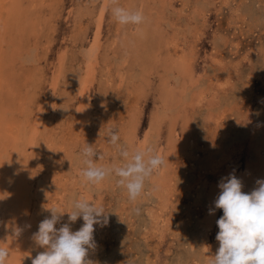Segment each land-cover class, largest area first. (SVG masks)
<instances>
[{"label": "bare ground", "instance_id": "bare-ground-1", "mask_svg": "<svg viewBox=\"0 0 264 264\" xmlns=\"http://www.w3.org/2000/svg\"><path fill=\"white\" fill-rule=\"evenodd\" d=\"M146 4L147 0H0V246L9 252L5 264H30L29 257H35L37 250L33 249L37 245L33 234L42 219L37 209L31 214L32 205L47 210L48 218L51 208L66 212L65 203L59 199H64L67 191L80 185L81 171L86 167L81 153L70 149L71 140L89 134L90 121L98 108L95 104L102 103L105 122L115 126V121L108 119L110 107L105 97L99 100L94 94L97 84L103 94L118 87L132 99L125 107L127 121L121 125L125 128L124 139L131 147L138 138L136 131L143 117L148 114V134L152 136L146 134L147 145L153 146L163 160L164 152L170 154V151H165L161 143L162 125H170L172 133L179 136L178 125L184 123L181 118L186 114L189 100L192 104L205 100L203 93L196 91L200 90L193 63L196 47L189 46V40L197 32L196 22L188 19L182 24L185 27H177L173 36H164L159 32V21L148 12ZM115 6L142 11L144 21L136 25L141 41L133 33V36L124 33L127 36L123 38L121 34L116 35L111 42L105 40L106 20ZM172 6L165 4L166 12L177 15V22L181 21L185 9L175 12ZM192 18L197 19V16ZM88 19H92L91 26H96L95 30L85 24ZM84 50L91 55L85 57ZM213 58L215 63L224 62L217 56ZM18 59L20 64L16 62ZM59 103L66 120H61L62 115L57 112ZM48 109L57 112L56 120H52L54 128L45 117ZM189 139L188 134L186 144ZM182 146H185L183 142L177 144L178 149ZM95 164L102 167L100 161ZM66 165L71 167L75 177L70 180L69 190L63 188V191L56 183L68 178ZM236 168L235 163H231L226 174L238 175ZM163 169L156 171L159 172L156 188L158 193L166 195V191L170 192L168 184L164 183L169 181ZM256 173L255 167L250 166L240 176L243 186H250V192L258 186ZM260 176L264 179L263 173ZM104 180L92 184L93 187L98 189ZM206 185L209 186L206 197L210 209H214L220 189L218 184ZM84 188L80 187L79 191ZM92 189L86 190L88 198H94ZM74 195L73 190L71 197ZM218 210L212 214L209 211L204 221L205 233L210 232ZM62 217H66V213ZM151 217L154 221L162 219L156 211ZM17 229L19 234L15 236Z\"/></svg>", "mask_w": 264, "mask_h": 264}, {"label": "rangeland", "instance_id": "rangeland-1", "mask_svg": "<svg viewBox=\"0 0 264 264\" xmlns=\"http://www.w3.org/2000/svg\"><path fill=\"white\" fill-rule=\"evenodd\" d=\"M147 3L144 6L159 21V32L164 36H173L177 32L176 28L185 27L182 24L188 22V19L195 21L197 25V32L189 40V46L196 47L197 55L193 63L200 81V90L196 91L203 93L205 100H198L194 105L189 100L186 114L181 118L184 123L178 125L179 136L172 133L170 125H162L164 131L161 143L170 154L164 152L161 168H164L163 171L168 176L169 182L164 184H168L170 193L166 191L164 195L157 192L159 172L155 171L145 181L138 199L131 201L126 189L117 185L118 177L113 174L98 189L81 177V186L78 183L72 187L66 192L67 196L59 201L65 203L64 211L71 212L74 210L72 205L75 200L85 199L102 207L107 215L106 226L94 225L96 247L89 249L86 257L93 264H210L219 247L216 221L223 212L218 210L210 232L205 233L204 221L211 207L206 197L209 188L206 184H219L226 177L231 163L237 166L236 171L240 174L236 175L237 178L240 179L241 174L252 166L258 174L255 183L257 180H264L260 176L261 173L264 174V0H147ZM169 3L173 5L175 12L185 9L181 21L177 22V15L166 12L165 4ZM193 16H197V19L192 18ZM91 20L88 19L85 24L91 26ZM91 27L96 29V26ZM105 28L107 42L113 41L119 34L122 35L121 38L127 36L124 33L131 36L134 34L138 38L141 36L136 25H121L116 22L112 13L107 17ZM28 32L30 33L29 30ZM153 36L156 37L155 34ZM139 40L141 41L140 38ZM149 40L154 42L152 38ZM214 56L224 62L215 63ZM16 62L20 64L21 60ZM18 73L17 71V75ZM93 91L97 99L105 97L104 101L110 107L108 119L115 121V126L105 122L102 103L95 104L98 108L90 121L89 134L87 137H75V140H71L73 143L70 149L81 153L87 143L102 155V159L96 160L102 163V167L122 165L124 161L119 156L117 147L107 140L109 129L118 132V145L127 148L130 153L149 148L146 141L150 128L148 114L143 117L136 131L139 139L131 147L124 139L125 128L121 125L127 121L125 107L127 101L132 99H128L118 87L103 94L97 84ZM149 105L153 106L152 102ZM56 109L62 115L60 119L66 120L60 103ZM47 111L45 117L51 128H54L52 120H56L54 116L57 112L54 109ZM122 115L125 116L123 120ZM153 134L157 137L156 133ZM188 134L190 139L186 144L184 140ZM151 140L154 141L155 138ZM182 142L185 146L178 149L177 144ZM64 170L68 178L57 182L59 186L55 185L63 191V188L69 190L70 180L75 177L68 165ZM80 187L85 188L79 191ZM89 187L93 188L94 198L87 197L86 190ZM243 187V192H250V186ZM73 190L76 192L74 198L71 197ZM37 207L32 205L31 214L33 209H37L42 220L48 218L47 210ZM154 211L161 214L160 221L152 219ZM67 216L66 213V217L61 218L58 228L67 222ZM82 224V218H78L71 228L76 231ZM33 250H37L34 252L35 256L44 251L38 246ZM32 258L34 256L29 257L30 262Z\"/></svg>", "mask_w": 264, "mask_h": 264}, {"label": "clouds", "instance_id": "clouds-1", "mask_svg": "<svg viewBox=\"0 0 264 264\" xmlns=\"http://www.w3.org/2000/svg\"><path fill=\"white\" fill-rule=\"evenodd\" d=\"M112 15L121 25H140L144 21L142 11H129L123 7L112 8ZM84 56L91 53L84 50ZM108 142L117 147L124 163L110 167H98L95 161L102 159L92 145L86 143L81 151L83 164L81 171L84 181L98 184L110 175L118 177L117 185L126 189L128 198L135 201L142 193L145 181L150 178L164 163L163 158L152 148L130 153L127 148L118 145L119 135L114 129L107 131ZM251 192H243L242 181L234 174L224 177L218 184L219 195L214 201V209H221L223 215L216 221L218 233L216 240L219 247L210 264H264V180H257ZM73 211L60 212L49 209L50 218L43 219L33 240L44 251L38 252L31 259V264H93L86 259L89 249H95L94 225L104 227L108 223L102 207L94 202L78 199L73 202ZM138 212V210H136ZM67 213V222H61ZM82 218V226L73 231L71 225ZM17 235L19 229H17ZM8 250L0 246V264H5Z\"/></svg>", "mask_w": 264, "mask_h": 264}]
</instances>
